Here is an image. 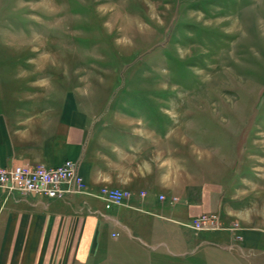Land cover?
<instances>
[{
	"label": "crops",
	"instance_id": "1",
	"mask_svg": "<svg viewBox=\"0 0 264 264\" xmlns=\"http://www.w3.org/2000/svg\"><path fill=\"white\" fill-rule=\"evenodd\" d=\"M51 91L47 75H33L0 105V166L70 159L86 191L0 188V264H264L256 155L211 150L192 120L158 105H81L75 91ZM104 186L132 195L113 203L98 195ZM211 213L217 228L190 225Z\"/></svg>",
	"mask_w": 264,
	"mask_h": 264
},
{
	"label": "rangeland",
	"instance_id": "2",
	"mask_svg": "<svg viewBox=\"0 0 264 264\" xmlns=\"http://www.w3.org/2000/svg\"><path fill=\"white\" fill-rule=\"evenodd\" d=\"M33 75L81 105H158L264 166V0H0V105Z\"/></svg>",
	"mask_w": 264,
	"mask_h": 264
},
{
	"label": "built area",
	"instance_id": "3",
	"mask_svg": "<svg viewBox=\"0 0 264 264\" xmlns=\"http://www.w3.org/2000/svg\"><path fill=\"white\" fill-rule=\"evenodd\" d=\"M0 188L7 192L34 193L47 198L63 194L86 191L83 176L78 173L75 163L66 159L56 166L10 165L0 166ZM98 195L113 203H122L129 197L130 190L101 187ZM219 224L218 214H202L194 217L191 226L197 230L215 229Z\"/></svg>",
	"mask_w": 264,
	"mask_h": 264
}]
</instances>
